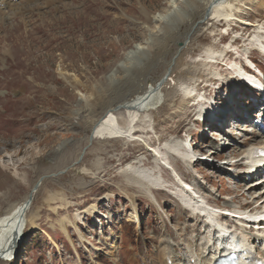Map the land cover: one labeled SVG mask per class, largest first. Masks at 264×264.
Returning a JSON list of instances; mask_svg holds the SVG:
<instances>
[{"label":"rangeland","instance_id":"1","mask_svg":"<svg viewBox=\"0 0 264 264\" xmlns=\"http://www.w3.org/2000/svg\"><path fill=\"white\" fill-rule=\"evenodd\" d=\"M171 1L36 0L39 7L25 5L17 16L0 19V217L29 199L45 177L14 255L0 264H167L166 247L172 264H188L190 249L204 244L214 230L201 207L216 219L221 210H230L222 212V223L260 244L262 228H250L243 221L248 215L236 210L264 211V172L255 171L248 159L249 151L264 146V117L257 92L232 70L235 65L254 68L249 58L264 78V0L209 5V20L192 33L175 68L168 66L178 44L207 9L205 0L197 1L183 6L180 21L165 26L151 21L165 14ZM219 7L228 14L219 17ZM235 16L244 24L227 22ZM151 35L155 42L146 46ZM138 47L147 53H137ZM209 47L220 52L214 63L204 56ZM62 73L78 78L77 85H69ZM163 77L160 102L141 114L132 139L94 141L95 124L107 112L70 129L100 96L118 98L112 107L121 106L115 117L122 123V102ZM178 80L187 81L194 94L181 93ZM127 83L134 90L126 91ZM195 94L203 99L194 101ZM232 109L236 112L228 117ZM204 110L209 116L202 122ZM179 142L176 157L169 146ZM184 147L200 159L193 176L180 160ZM98 159L103 169H97ZM128 166L153 173L159 184L162 179L155 200L139 195L134 186L125 189ZM185 190L192 205L181 197ZM52 194L65 202H49ZM130 196L137 197L135 207Z\"/></svg>","mask_w":264,"mask_h":264},{"label":"bare ground","instance_id":"2","mask_svg":"<svg viewBox=\"0 0 264 264\" xmlns=\"http://www.w3.org/2000/svg\"><path fill=\"white\" fill-rule=\"evenodd\" d=\"M47 1H49V0H47ZM197 1L202 2L203 0H172L170 2V6H169L167 12L165 14L154 16V19L152 18L151 21L153 20L154 22H159V24L162 26H165L172 19H174L175 21H177V20L180 21V18L183 16V14L186 13L185 12L186 10L183 8V6H186L187 8H189V7H191V4H193V3L195 4V3H197ZM222 1H225V0H207V1L205 0L206 9L209 7V5L221 3ZM194 4H193V6H194ZM25 5H31V6L35 5L34 8L39 7V5L36 3V0H0V19L6 20V19H10L13 16H17L20 11L27 9L25 7ZM197 5L195 7L196 9L198 7ZM220 8L221 7H219L217 9V12H216V14L219 15V17L228 14V11H224L223 9H220ZM52 11H54V10H52ZM52 11L50 10V12H52ZM205 11H204V13H202V16L205 14ZM147 15L149 16V13ZM35 16H36V14H33L27 20L31 21ZM201 19L202 18H200V20ZM181 20H182V18H181ZM223 21H224L223 19L220 20V22H223ZM231 21H236L239 24H244L243 23L244 20H240L237 16L233 17L232 20H229L227 22H231ZM192 27L193 26H191L190 30L188 32H186V39H187L189 33L190 32L192 33ZM154 37H155V35H151V38H152L151 41L152 42L146 44V46L154 44V42H155ZM256 41H259V40L257 38H255V42ZM259 43H260V41H259ZM256 46H258V44H256ZM139 47L136 48L137 53L138 52H141L142 54L147 53L145 51V48L140 49L141 47L140 48ZM151 50H152V48L150 49V51ZM182 51H180V53L177 54V57L174 58V62L169 64L168 67H172V65H174L173 68H175L176 66H178V64L181 62V60L183 58V57L181 58ZM136 52L130 53L129 56L130 55L132 56V54H135ZM155 52H157V51H155ZM159 52H157V53H159ZM262 52L264 54V47L262 49ZM219 53L220 52L209 47L205 50L204 56L207 59V61H209L210 63H214L215 62L214 60L216 59V57L219 56ZM131 56L130 57L126 56L125 61L123 63H121L120 66L123 67V66L128 65L126 62L128 60H130ZM246 61H247V64L251 65L247 59H246ZM232 71L236 72L237 76H239V77L250 82L251 78L246 77L244 75L241 66L235 65ZM116 74H117V71L113 73L111 78L112 77L114 78V76ZM61 75L69 85H72L73 87L77 85L76 80H78V78H76V77L71 78L66 73H62ZM135 80H136V78H135ZM147 80L148 79L145 78L146 83L148 82ZM159 82H160V80L158 82H156V81L151 82L148 85V87L143 90L142 94L138 95L134 99H129V100L127 99L126 101H123V102L121 100V102L123 104V106H122L123 108L121 110H124V112H125L124 116L122 118V123L119 124L116 117H115V114L118 113L117 107H116V109H114V107H112L113 102L116 101L118 98L117 99L116 98H110L109 99L107 97L101 98V96H100V98H98L96 100L94 99L93 104H92V106H93L92 108L89 106V104L86 105L87 107L85 109H88V111H84L83 114H78L76 116V119L74 120L73 125L70 124L71 125L70 129L73 130V129L77 128L76 125H79L80 123H85L89 119H91V120L93 118L96 119V117H98L99 114L101 115V113L107 112V115L105 116V118L95 124L94 130H93L94 131L93 136L95 138L94 141L100 142L101 144L102 143L104 144V143H109L110 141H115V140H121L122 141V139H124L123 141H125V140L132 139L133 137H135V134H136L137 129H138V124L141 125V123H140L141 120L139 119L141 114L143 113L144 115H147V112H149L153 107H156V105L160 102V94H161V91L163 90V87L160 90V94H159L158 93V90L160 88L158 85ZM178 82H179V80H178ZM187 84H188L187 81H184V80L180 81L179 86H181V88L179 91L181 93H183L185 96L189 97V96H192L194 94V91H193V87H191L190 84H188V86H187ZM129 85L130 84L126 85V86H128L126 91H132V89L134 90V87H129ZM125 94H127V93H125ZM125 94L123 93L122 96H125ZM195 95H196V97L194 98V101H201V99H203L201 96H199L197 94H195ZM89 97H90L89 99L93 98L92 95ZM212 104H213V102H212ZM83 109H84V107H83ZM107 110H109V113ZM210 110H211V108H210ZM235 112L236 111H233V109L231 111H229L228 117H230ZM200 114L201 115L208 114V111L204 110ZM75 115H74V117H75ZM226 117H227L226 114L224 116H221V115L217 116V118L219 120H221V119L225 120ZM145 119H146V116H145ZM146 122H148L149 125L151 124V122L149 120ZM145 126H146V124H145ZM82 132H84V131H82ZM79 136L82 137L81 134ZM141 139L143 140V138H141ZM142 140L140 142H143ZM181 146H182L181 142L172 143L171 146H169L170 147L169 149L173 152H178L179 148ZM158 150L159 149H157V151L154 152L157 159L159 157L157 155V153L160 155ZM99 151H103L102 147L99 148ZM181 155L184 158H188L189 160L194 159V157L189 152H184ZM216 158L219 159V156ZM248 159L252 161L253 166H259L263 163V160H261V159H253L252 151H249ZM252 163H251V165H252ZM96 164H97L96 167L98 170L103 169L104 166H103V163L101 162L100 159H98V162ZM187 164H188V168H189V166H191V164H189V163H187ZM248 164H250V163H248ZM256 171L259 172V169L257 168ZM152 174L153 173H150L147 170H144V169L141 170V168L138 166H128V168L123 171V176L125 177L126 183H127V185H125V189L130 190L134 186L135 188L138 189L139 195H141L147 199H150V200H155V191H157L159 189V187H162L160 185L162 179L160 180V184H159V180H158V178H156L157 176L154 177ZM161 189H163V188H161ZM187 193H188V191L185 190V193L181 197H183V201L186 203V205H188L190 203L192 205L191 198H189V196H188L189 194L187 195ZM129 199H131L132 202H134L133 206L135 207L137 197L130 196ZM27 200H28V198L21 204H15V205L11 206L10 209L7 210L2 217H0V259L11 258L13 251L17 247L18 241L21 238V235L23 234V232L25 230V228H24V227H26L25 219H26V215H27L29 208H30V205L26 206ZM57 200L61 203L65 202V199L62 198L60 195L57 196V194L56 195L52 194L51 197H49V199H48L49 202H51V201L53 202V201H57ZM136 209H138V208L136 207ZM54 210H57V209H54ZM219 221L223 222L222 219H220ZM260 227H264V224H262V226H260ZM262 234H263V238H264V233H262ZM243 239H244L243 241H238V245H234L233 248L239 249V248H242V246H243V247H245V250H249L251 252L248 254H251L250 256L252 257V255H254V252H252V250L255 249V247H253V245H252L253 242L248 237H245V236L243 237ZM203 240H204V244H202L200 246H196V248H194V249L193 248L190 249V253H191L190 257L193 260L192 264H214L218 258L223 257L224 254H226V251H228V252L230 251L229 247H226V246H223L222 251H220V249L217 250L216 247H213L211 245V243L213 242V237H211V234L209 236L207 235V237L204 238ZM263 243H264V241H263ZM162 255H163L166 263L172 260V258L169 255V249L167 247L162 251ZM249 260H252V258H249Z\"/></svg>","mask_w":264,"mask_h":264},{"label":"water","instance_id":"3","mask_svg":"<svg viewBox=\"0 0 264 264\" xmlns=\"http://www.w3.org/2000/svg\"><path fill=\"white\" fill-rule=\"evenodd\" d=\"M209 13H210V11L207 9V10L205 11V14L202 16V19L199 20L197 23H195V24L193 25V27H192V33H194V32L196 31L197 28H199L201 25H203L205 22H207V21L209 20ZM192 33H191V32L189 33V35H188V37H187V40L185 39L184 42L178 44V51H177V54H179L180 51L183 50V48H185V45L187 44V42L189 41L190 37L192 36ZM168 71H170V69H169ZM165 80H166V77H163V78L161 79V81L159 82V84L162 85L163 83H165ZM117 108L119 109V108H121V106H118ZM90 140H92V136H91ZM44 179H45V177L41 178V179L37 182V184L33 187V190H32V192H31V194H30V196H29V199H28V201H27L26 206L31 205V202L33 201V196H34V194L39 190V188H40V186H41V183H42V181H43Z\"/></svg>","mask_w":264,"mask_h":264},{"label":"trees","instance_id":"4","mask_svg":"<svg viewBox=\"0 0 264 264\" xmlns=\"http://www.w3.org/2000/svg\"><path fill=\"white\" fill-rule=\"evenodd\" d=\"M33 239V238H32Z\"/></svg>","mask_w":264,"mask_h":264}]
</instances>
